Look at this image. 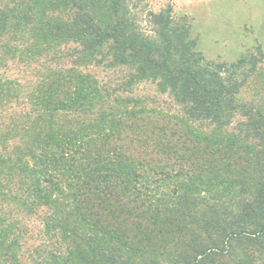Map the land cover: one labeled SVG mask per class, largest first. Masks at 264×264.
<instances>
[{"label":"trees","instance_id":"trees-1","mask_svg":"<svg viewBox=\"0 0 264 264\" xmlns=\"http://www.w3.org/2000/svg\"><path fill=\"white\" fill-rule=\"evenodd\" d=\"M28 263L264 264V51L207 61L171 5L0 0V264Z\"/></svg>","mask_w":264,"mask_h":264},{"label":"rangeland","instance_id":"rangeland-1","mask_svg":"<svg viewBox=\"0 0 264 264\" xmlns=\"http://www.w3.org/2000/svg\"><path fill=\"white\" fill-rule=\"evenodd\" d=\"M141 3L154 11L171 5L176 16L188 25L195 50L207 61L234 63L258 47L264 51V0H141ZM77 48L72 43L61 47L66 52ZM38 70L36 64L14 63L4 73L8 78L30 83L37 81ZM140 91L153 95L154 88L144 85ZM21 222L27 231V246L36 248L43 241L41 219L26 217Z\"/></svg>","mask_w":264,"mask_h":264}]
</instances>
